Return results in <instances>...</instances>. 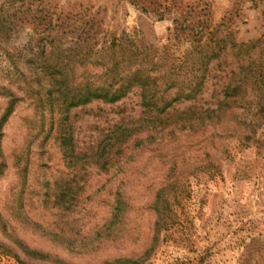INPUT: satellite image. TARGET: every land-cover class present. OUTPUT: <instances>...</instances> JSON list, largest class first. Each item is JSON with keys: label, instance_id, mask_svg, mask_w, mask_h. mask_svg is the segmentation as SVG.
Returning a JSON list of instances; mask_svg holds the SVG:
<instances>
[{"label": "rangeland", "instance_id": "1", "mask_svg": "<svg viewBox=\"0 0 264 264\" xmlns=\"http://www.w3.org/2000/svg\"><path fill=\"white\" fill-rule=\"evenodd\" d=\"M253 72L264 0H0V264H264Z\"/></svg>", "mask_w": 264, "mask_h": 264}, {"label": "trees", "instance_id": "2", "mask_svg": "<svg viewBox=\"0 0 264 264\" xmlns=\"http://www.w3.org/2000/svg\"><path fill=\"white\" fill-rule=\"evenodd\" d=\"M249 68V67H248ZM56 75L60 76V80H55V83L58 85L64 83V75L61 74L58 70L57 72H54ZM252 84L254 86L253 92H254V99L251 101L252 108L255 109L256 116L264 119V72L257 74L256 72L252 73ZM70 91L68 92V94ZM52 95V93H51ZM124 95L123 91H107L103 87H95L91 88L90 90L86 91L85 93H80L78 91L71 92L70 97L65 96L63 99L64 105H66V109L72 108L75 106L86 104L92 100H103L108 103L115 102L119 100ZM49 97V94H48ZM16 104V99L11 98L6 105L5 109L3 110L2 114L0 115V144L1 139L3 136L2 128L4 124L7 122L9 116L13 113L14 107ZM225 103L223 102V105ZM0 157H1V149H0ZM1 174V169H0ZM19 249L22 251V253L29 257H36L41 258L43 257L42 254H40L38 251L30 250L26 246H24L22 243L18 244Z\"/></svg>", "mask_w": 264, "mask_h": 264}]
</instances>
